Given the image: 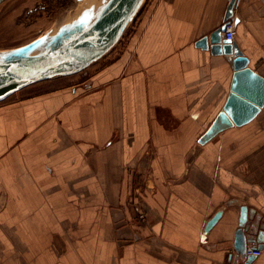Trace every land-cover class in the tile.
Masks as SVG:
<instances>
[{"label":"crops","instance_id":"obj_1","mask_svg":"<svg viewBox=\"0 0 264 264\" xmlns=\"http://www.w3.org/2000/svg\"><path fill=\"white\" fill-rule=\"evenodd\" d=\"M230 2L146 0L86 80L0 105V264H264V107L206 137L235 73L210 42ZM232 21L264 77V0Z\"/></svg>","mask_w":264,"mask_h":264},{"label":"water","instance_id":"obj_2","mask_svg":"<svg viewBox=\"0 0 264 264\" xmlns=\"http://www.w3.org/2000/svg\"><path fill=\"white\" fill-rule=\"evenodd\" d=\"M5 1L0 0V4ZM145 1L104 0L97 10L94 6L84 10L77 19L57 31L0 53V103L29 86L76 75L98 62L119 43ZM234 6L235 0H231L225 23L210 36L213 53L226 56L235 73L223 111L206 137L224 127H240L251 122L264 107V77L248 67V59L233 41H225L223 37L226 22L233 20ZM197 46L207 48L208 38L201 39ZM222 215L223 211H218L207 222L204 232L208 233ZM248 221L249 209L244 205L236 236V250L240 254H245L247 248L244 229ZM254 258L251 256L249 260Z\"/></svg>","mask_w":264,"mask_h":264},{"label":"rangeland","instance_id":"obj_3","mask_svg":"<svg viewBox=\"0 0 264 264\" xmlns=\"http://www.w3.org/2000/svg\"><path fill=\"white\" fill-rule=\"evenodd\" d=\"M84 1L82 0L83 5L78 0H7L3 2L0 4V53L20 47L39 36L57 31L61 26L71 23L79 17L81 10L86 6ZM134 26L133 21L119 43L106 56L82 72L69 77H56L29 86L10 96L0 105L29 94L86 80L95 70L101 68L105 59L119 51Z\"/></svg>","mask_w":264,"mask_h":264},{"label":"built area","instance_id":"obj_4","mask_svg":"<svg viewBox=\"0 0 264 264\" xmlns=\"http://www.w3.org/2000/svg\"><path fill=\"white\" fill-rule=\"evenodd\" d=\"M223 37L225 41H233L235 38V25L233 21H228L226 22V28L225 31L223 33ZM138 212H139V216L141 219H145V211L143 209L142 206H139L137 208ZM262 253V250L254 247V246H247L246 251H245V255L247 257H259Z\"/></svg>","mask_w":264,"mask_h":264},{"label":"bare ground","instance_id":"obj_5","mask_svg":"<svg viewBox=\"0 0 264 264\" xmlns=\"http://www.w3.org/2000/svg\"><path fill=\"white\" fill-rule=\"evenodd\" d=\"M102 2L103 0H85L84 3L86 4V6L84 7V9L81 10L80 14L78 13L79 16L84 10L89 9L92 6L95 7V10H97L101 6ZM82 5H83V2H82Z\"/></svg>","mask_w":264,"mask_h":264}]
</instances>
